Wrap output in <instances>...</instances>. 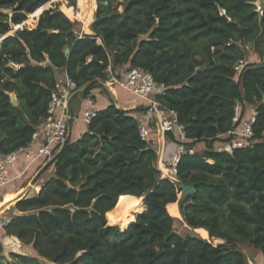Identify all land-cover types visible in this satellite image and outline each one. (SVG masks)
Returning a JSON list of instances; mask_svg holds the SVG:
<instances>
[{
    "label": "trees",
    "instance_id": "trees-1",
    "mask_svg": "<svg viewBox=\"0 0 264 264\" xmlns=\"http://www.w3.org/2000/svg\"><path fill=\"white\" fill-rule=\"evenodd\" d=\"M49 1L0 0V37L30 14L38 16ZM114 2L97 0L90 32L76 29L77 21L55 6L35 27L1 40L0 152L31 141L48 115L59 69L77 88L92 81L81 94L88 97L104 86L109 64L117 74L127 65L142 67L168 86L159 99L177 111L187 146L204 143L181 157L177 178L195 187L182 205L186 222L203 236L209 230L215 242L176 231L181 189L158 167L156 129L148 140L141 137L142 118L133 112L144 104L128 110L112 99L60 151L54 174L37 194L18 199L20 213L0 234L60 264H247V243L264 256V63L246 64L239 78L235 70L245 60L244 45L262 40L264 0L260 11L255 0H127L122 12ZM94 6L88 0L84 15ZM64 9L70 16L75 11ZM237 103L243 118L258 109L253 142L216 149L231 139L226 133ZM167 136L180 141L177 132ZM120 205L146 209L123 223ZM3 251L0 241V256Z\"/></svg>",
    "mask_w": 264,
    "mask_h": 264
},
{
    "label": "built area",
    "instance_id": "built-area-1",
    "mask_svg": "<svg viewBox=\"0 0 264 264\" xmlns=\"http://www.w3.org/2000/svg\"><path fill=\"white\" fill-rule=\"evenodd\" d=\"M91 1V0H89ZM221 14L225 15V8L220 7ZM80 11H77V14ZM246 65L245 60L236 64L237 78ZM109 77L104 83L110 88L122 89L133 95L139 102L144 104L145 115L139 122L140 134L143 140H148L153 127L167 135L168 132H177L180 141L176 144L174 153L169 160H159L165 169L174 168L175 174L168 177H177V166L184 154H195L197 146H187V136L184 124L179 123L177 111L166 107L159 99V95L167 90L165 82H159L153 74L137 66H125L119 74L113 71L112 65L108 66ZM77 84L69 75H63L56 79L55 87L51 94L48 107V115L44 122L33 134L31 141L19 149L2 153L0 152V191L6 194H21L32 183L33 178L41 169L53 163L57 155L72 138V124L75 116L69 110L70 97ZM88 106L82 113V121L87 126L100 110L96 106L94 98L87 99ZM240 103L235 106L233 125L226 135L231 139L223 144L226 149L232 151L235 148L245 147L253 142L254 123L258 116L257 107H252L246 117H242ZM81 136V135H80ZM79 136V137H80ZM220 150V148H218ZM22 162V164L20 163ZM166 171V170H165ZM164 174V172H163ZM165 175V174H164ZM166 176V175H165ZM11 217L0 218V227H4Z\"/></svg>",
    "mask_w": 264,
    "mask_h": 264
},
{
    "label": "rangeland",
    "instance_id": "rangeland-1",
    "mask_svg": "<svg viewBox=\"0 0 264 264\" xmlns=\"http://www.w3.org/2000/svg\"><path fill=\"white\" fill-rule=\"evenodd\" d=\"M79 1H81V2L79 3ZM126 1L127 0H115L114 5L117 6V10L119 12H122L124 10ZM82 5H83L84 9L87 8L88 0H85V2H84V0H51V1H49L48 6L46 8L57 6L72 21H77L76 29L80 30L82 28V25L84 24V20L80 19V18L71 17L66 12V10L64 9V6L73 8L77 12V11L81 10L80 6H82ZM255 5L257 6V9L260 11L263 7V0H255ZM96 10H97V0H95V6L93 8L94 20H95ZM89 11H90V9L86 13V15L89 13ZM8 12L11 13V11H8ZM40 15H41V13L35 17V16H32V14H30L28 19L26 20L25 24L22 26V28H24V27H29V28L35 27L38 24ZM83 15H84V13H83ZM92 22L90 23V29H91ZM244 50H245L246 64H248V63H253V64L264 63V32L262 35V40L259 43H257L256 41H250L244 45ZM102 83H104V81H102ZM107 85L109 86V84H107ZM97 88L100 89L101 92L104 93L103 95H105L106 90H105L104 86H100ZM9 94L11 97H12V95L17 96V92H15V91L9 92ZM81 94L82 93H80V95ZM120 101H121V99H120ZM18 102H19V99H18ZM17 103H15V104H17ZM101 105H103V103ZM81 117H82V115L79 114L78 119H76V121L74 122V124L72 126V139L78 138L80 136V132L84 131V129H85V124L83 123ZM158 133H159V131H158ZM215 148H220V150L226 149V147L223 146V144H219ZM199 149L200 150L204 149V143L203 144L200 143L197 146V150H199ZM159 153H160V151H159ZM158 167L162 171V173L164 172V174L166 176H169V174L167 173L168 171H165V166L162 163H160V165ZM54 170H55V166H54V164H52L48 168V170L42 175L41 180L44 179L45 177H47L48 175H53ZM41 180H39V181H41ZM39 181H38V183H39ZM33 184H34L33 182L31 184H29V188H26L25 191L22 192L21 194L17 193L18 197H14L12 200L7 201L6 203H4L5 200H3V199H5V196L4 197L0 196V199L3 200V202L0 203V207H1L0 208V218H2V217H13L14 215H17L20 213L15 208V204L18 201V199L25 194L28 197L34 196L37 194L38 191H37V189L32 187ZM14 194H16V192L12 193V195H14ZM143 202H144V200H143ZM137 209L138 208H136L135 206L124 207L123 205H120L118 210H117V214H119L121 221L123 223H126L127 221L132 220V219L133 220L131 222H134L138 219V215L146 209V205L140 211ZM174 217H175V229L180 234H182L184 236H189L192 234V235L201 236V237L206 238V239L210 238V236H211L210 233L208 234V236H203V234L198 230L200 227H193V226L189 225L186 222L184 215L179 216V217H177V216H174ZM0 228H2V227H0ZM202 228H205V227H202ZM205 229H207V228H205ZM208 232H209V230H208ZM0 241L2 242V245L4 248L3 254L0 256V264H60V263H55L53 261L41 258L40 256H38L37 252L34 250L32 244H24L17 237L8 236L4 232H3V234L2 233L0 234ZM239 245H241V244H239ZM242 250L245 252L246 256L248 257L247 264H248V260L249 261L253 260V262H255L256 264H263L264 263V256H263L262 252L260 250L255 249L250 244H248V243L243 244ZM31 259H32V261L30 263L29 260H31Z\"/></svg>",
    "mask_w": 264,
    "mask_h": 264
},
{
    "label": "crops",
    "instance_id": "crops-1",
    "mask_svg": "<svg viewBox=\"0 0 264 264\" xmlns=\"http://www.w3.org/2000/svg\"><path fill=\"white\" fill-rule=\"evenodd\" d=\"M80 7H81V10H80V17L79 18L84 20V24L82 25L81 31L87 33V32L91 31L90 23L94 20V15H93V13L91 14L90 12L86 16L83 15L84 8H83V6H80ZM86 19H87V21H86ZM65 74H66L65 69H59L56 73V79L61 78ZM103 84H104V87L106 90L105 95H103L104 93L101 92V90L98 88L91 90L88 97H83L82 95H80V93L75 95V96H77L76 101L72 104V108L74 109V116H75V118L73 120V124L76 121V119H78L79 114L82 115L84 109L88 106V101H87L88 98H90V97L94 98L96 101V106L99 109L106 107L111 102L112 98H111L109 86L106 85L105 83H103ZM111 89L114 92V95L117 98V100L120 101V99H121L122 103L119 104L120 107H122L124 109H128V110H132V109H135L139 106L140 102L130 93H128L122 89H117V88H111ZM75 96H73L71 99H73ZM102 103H103V105H101ZM69 110L71 111V100H70V104H69ZM133 114L138 116L139 118H144L145 108L142 110L134 111ZM73 124H72V126H73ZM86 128H87V126L85 125L84 131L86 130ZM153 129H155V128L153 127ZM84 131L80 132V135ZM154 133H155L154 141H155L156 147L158 149V166H159V160L160 159L169 160L172 157L174 150H175V147H176V144H174L166 134L162 135V133H160V132L159 133L154 132ZM74 139H77V138H74ZM216 149H218V148H216ZM159 151H160V153H159ZM20 163L22 164V162H20ZM52 164H54V163L45 165L41 169V171L33 178L32 182L34 184L32 187L37 189V191L40 188V186L44 183V181L47 180L50 176H52V175H48L47 177H45L44 179L41 180L42 175L48 170V168ZM39 180H41V181H39ZM38 181H39V183H38ZM4 196H7V194H5ZM13 198L3 199V200H5L4 203H6L9 200H12ZM3 200L0 201V203H2ZM251 261L253 262V260H251ZM253 264H256V263L253 262Z\"/></svg>",
    "mask_w": 264,
    "mask_h": 264
},
{
    "label": "water",
    "instance_id": "water-1",
    "mask_svg": "<svg viewBox=\"0 0 264 264\" xmlns=\"http://www.w3.org/2000/svg\"><path fill=\"white\" fill-rule=\"evenodd\" d=\"M47 9V8H44V10ZM43 10V11H44ZM42 11V12H43ZM41 12V13H42ZM28 19V18H27ZM25 19L21 24H18L16 25L14 28H12L7 34L3 35L0 37V42L1 40L5 37V36H8L12 33H14L17 29L19 28H22V26L25 24L26 20ZM92 81H88L86 82L84 85L78 87L76 90L73 91L71 97H70V100L73 96L79 94V93H82L84 91H86L88 89V87L91 85ZM109 90H110V94H111V98H112V101L117 105L119 106V102L117 100V98L115 97L114 95V92L112 91V89L109 87ZM12 102L15 104L18 102V97L16 95H12ZM174 182L177 183L178 187L181 189L180 192H179V195H178V199H177V204L179 206V212H180V215L183 216V213H182V205L183 203H185L187 201V199L193 195V193L195 192V187L193 185H190V184H185L184 182L182 181H179V179L176 177V178H171ZM210 233V231H209ZM210 241L211 242H215L213 237L210 236Z\"/></svg>",
    "mask_w": 264,
    "mask_h": 264
},
{
    "label": "bare ground",
    "instance_id": "bare-ground-1",
    "mask_svg": "<svg viewBox=\"0 0 264 264\" xmlns=\"http://www.w3.org/2000/svg\"><path fill=\"white\" fill-rule=\"evenodd\" d=\"M93 1L94 0H92V3H93ZM90 13H93V7H91L90 8V11H89ZM71 17H75V18H79L80 17V12L77 14V12L76 11H74L73 13H72V15H71ZM89 20V19H88ZM86 21H87V19H86ZM166 170V169H165ZM170 171H171V173H172V175H174L175 174V169L174 168H170ZM177 203V202H176ZM171 207V206H170ZM175 212V211H174ZM176 213V212H175ZM177 214V213H176ZM247 259H248V257H247Z\"/></svg>",
    "mask_w": 264,
    "mask_h": 264
}]
</instances>
